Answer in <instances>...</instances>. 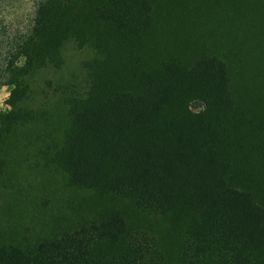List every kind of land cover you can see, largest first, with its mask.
I'll use <instances>...</instances> for the list:
<instances>
[{"label":"trees","instance_id":"16d2710c","mask_svg":"<svg viewBox=\"0 0 264 264\" xmlns=\"http://www.w3.org/2000/svg\"><path fill=\"white\" fill-rule=\"evenodd\" d=\"M1 7L0 86L12 88L0 148L43 112L28 105L31 73L58 66L64 41L90 43L82 85L64 88L69 124L40 154L121 205L32 243L0 235V264H264V178L251 158L260 146L223 60L159 51L153 0H31L22 19ZM6 166L0 151V185Z\"/></svg>","mask_w":264,"mask_h":264},{"label":"rangeland","instance_id":"374dc122","mask_svg":"<svg viewBox=\"0 0 264 264\" xmlns=\"http://www.w3.org/2000/svg\"><path fill=\"white\" fill-rule=\"evenodd\" d=\"M153 1L157 8L150 36L159 51L214 55L229 67L233 98L253 121L244 132L260 146L251 154L252 167L264 178V0ZM0 3L5 19H22L31 10V0ZM95 52L90 43L66 40L58 66L45 64L31 73L28 105L44 108L17 124L0 148L7 162L0 185L1 236L32 243L71 228L81 215H101L121 205L116 198L98 197L69 183L64 171L46 165L40 154L48 143L62 138L69 124L64 88L72 82L82 85L86 61ZM11 88L0 86V112L9 109L5 100ZM202 106L198 100L190 102L193 111Z\"/></svg>","mask_w":264,"mask_h":264}]
</instances>
